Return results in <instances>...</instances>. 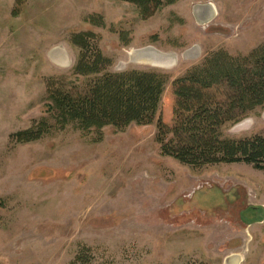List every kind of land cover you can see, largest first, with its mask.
I'll return each mask as SVG.
<instances>
[{"label": "rangeland", "instance_id": "obj_1", "mask_svg": "<svg viewBox=\"0 0 264 264\" xmlns=\"http://www.w3.org/2000/svg\"><path fill=\"white\" fill-rule=\"evenodd\" d=\"M174 1L145 19L123 0H0V264H224L236 252L242 264H264V170L195 168L156 141L159 120L175 124L176 79L219 50L247 56L264 44V0ZM210 2L218 15L201 24L194 7ZM82 32L95 34L108 71L168 75L154 123L106 127L100 141L74 127L12 140L46 116L49 81L94 79L73 74L71 39ZM147 47L176 63L129 54ZM222 132L263 134L264 105Z\"/></svg>", "mask_w": 264, "mask_h": 264}, {"label": "trees", "instance_id": "obj_2", "mask_svg": "<svg viewBox=\"0 0 264 264\" xmlns=\"http://www.w3.org/2000/svg\"><path fill=\"white\" fill-rule=\"evenodd\" d=\"M134 3L147 19L174 0H123ZM104 26L103 21L100 22ZM92 32L77 33L71 42L80 49L74 76L90 77L84 87L65 79L49 81L46 116L29 129L12 135L18 143L37 141L44 136L74 127L84 133L113 127L124 130L131 124L150 125L162 102L168 75L156 70L131 69L110 72L106 57ZM71 83V84H70ZM225 89L220 96L217 90ZM175 124L158 122L156 141L163 155L195 168L246 163L264 170V133L245 138H225L222 129L238 123L264 105V44L247 56L233 57L224 50L174 81Z\"/></svg>", "mask_w": 264, "mask_h": 264}, {"label": "bare ground", "instance_id": "obj_3", "mask_svg": "<svg viewBox=\"0 0 264 264\" xmlns=\"http://www.w3.org/2000/svg\"><path fill=\"white\" fill-rule=\"evenodd\" d=\"M193 14L199 23L207 24L217 17L218 11L215 3L210 2L196 5L194 7ZM129 54L132 59L142 58L158 66H165L169 64H171L170 66H172L176 63L175 54L164 53L156 50L153 47H147L141 50L132 49ZM244 257V253H231L226 257L224 264H242V262L244 261Z\"/></svg>", "mask_w": 264, "mask_h": 264}]
</instances>
